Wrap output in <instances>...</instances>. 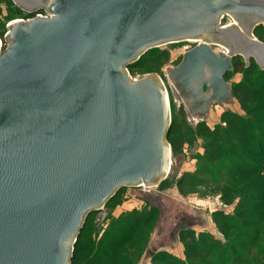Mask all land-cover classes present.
<instances>
[{
	"label": "water",
	"instance_id": "1",
	"mask_svg": "<svg viewBox=\"0 0 264 264\" xmlns=\"http://www.w3.org/2000/svg\"><path fill=\"white\" fill-rule=\"evenodd\" d=\"M13 2L47 14L9 21L0 50V264H72L92 211L169 170V94L151 73L133 78L129 64L159 43L203 39L169 78L188 116L204 119L233 98L225 74L235 55L264 67L253 32L264 0ZM226 13L234 23L222 24Z\"/></svg>",
	"mask_w": 264,
	"mask_h": 264
},
{
	"label": "trees",
	"instance_id": "2",
	"mask_svg": "<svg viewBox=\"0 0 264 264\" xmlns=\"http://www.w3.org/2000/svg\"><path fill=\"white\" fill-rule=\"evenodd\" d=\"M1 1L8 7L7 19L26 14L13 0ZM5 23L0 25L1 35L7 30ZM254 33L264 41V24L257 25ZM166 58V50L152 47L128 67L133 71L149 63L153 70H158ZM232 61L225 78L229 81L241 72L240 79L230 83L233 97L244 113L226 109L214 126L205 119L192 125L185 106L180 104L171 109L166 133L174 152L197 136L205 138V153L199 157V166L195 172H184L178 178L179 185H200L201 194L219 192L229 203L238 197L232 213L213 214L225 239L180 226L178 235L185 244L186 258L160 249L152 256L156 264H264V67L254 57L245 61L241 54ZM123 188L106 202L110 213L105 226L95 225L97 210L89 214L75 243L72 264L136 263L149 239L151 223L160 217V208L149 202L145 208L113 213L122 202Z\"/></svg>",
	"mask_w": 264,
	"mask_h": 264
},
{
	"label": "rangeland",
	"instance_id": "3",
	"mask_svg": "<svg viewBox=\"0 0 264 264\" xmlns=\"http://www.w3.org/2000/svg\"><path fill=\"white\" fill-rule=\"evenodd\" d=\"M7 8L8 7L6 3L0 0V25L4 21L7 25L9 21L13 20L7 19ZM19 17H22V15H19L17 18ZM233 21L235 22V18L230 13H226L225 17L222 19L223 23H231ZM0 38H2L4 41L3 35L0 34ZM202 40L203 39L188 38L174 42L170 41L159 43L152 47H158L160 49L166 50L168 52V58L162 62L158 70H153V68L149 66V63H147L148 65L146 64L145 66L133 71L128 67L127 71L133 78H140L150 73L153 74L156 81L161 83L167 89L169 94L170 108L172 109L173 106H179L180 104L184 105L180 99L176 98L172 91V81L169 78V68L177 65L182 60L184 52ZM210 43L217 53L220 51H227V48L224 44L214 42L212 40H210ZM243 58L245 59L244 56ZM124 69L126 70L125 66ZM241 75V72H236L229 79V82H232L233 80H239ZM226 109H231L238 113H244L240 103L233 97L227 102L214 104L204 119L210 126H214L216 123L221 121V115ZM171 117L172 111L170 114V118ZM188 118L189 123L192 125H195L199 120H201L198 117L188 116ZM165 139L171 147L169 170L167 175L162 173L158 174L156 180H154L155 185H153L154 188L151 191V194H153L154 198L149 196L147 192L140 189V186L128 184L123 188V195L121 199L122 202H120V204H118L117 207L113 209V213L118 214L122 211L132 210L135 208H145L148 206L149 202L156 204L160 208V217L157 221L154 219L151 223L149 227V239L147 240V243L143 245L140 256L135 264H156L153 262L152 256L154 252H158L160 249L167 251L170 255L185 259V244L180 240L178 235V228L180 226H190L194 228L196 233L202 231L208 233L211 232L215 238L224 240L225 235L223 238H218L212 232L210 216L213 218V214L218 211L232 213L235 202L238 199V197H236L234 198L233 202H228L230 205L225 210H216L210 214L208 210L204 208H196L186 203L188 196L192 194H199L200 196L207 194H221L219 192L201 194L202 188L200 185L194 186L190 185L189 183H184L182 185L178 184V178L182 176L184 172H195L199 166V157L203 156L205 153V138L202 136H197L194 140L185 142L182 148L177 152L173 151L171 143L167 140V138ZM164 175H166V177H164ZM105 208H107L110 213V209L106 206V204H102L96 210L98 212ZM105 220L101 223V225L103 224L102 226H105ZM69 245H72V241L69 242Z\"/></svg>",
	"mask_w": 264,
	"mask_h": 264
},
{
	"label": "built area",
	"instance_id": "4",
	"mask_svg": "<svg viewBox=\"0 0 264 264\" xmlns=\"http://www.w3.org/2000/svg\"><path fill=\"white\" fill-rule=\"evenodd\" d=\"M226 25V23H222ZM140 186L143 191L147 193H151L152 189L154 188L153 185H146L144 183H140ZM186 203L194 206V207H201L208 210L209 214L216 211V210H225L230 204L224 200L221 194H207V195H199V194H192L188 196ZM210 221L212 223L211 230L212 232L218 237L223 238V232L216 226L214 223L213 218L210 216ZM210 223V224H211Z\"/></svg>",
	"mask_w": 264,
	"mask_h": 264
},
{
	"label": "flooded vegetation",
	"instance_id": "5",
	"mask_svg": "<svg viewBox=\"0 0 264 264\" xmlns=\"http://www.w3.org/2000/svg\"><path fill=\"white\" fill-rule=\"evenodd\" d=\"M38 9V10H37ZM23 10V9H22ZM36 10V11H35ZM25 11V10H24ZM34 11L35 12H28V11H25V13L27 14H24V16H22V17H19V18H21V19H27V18H29V17H32V16H34V15H37V14H47V11H46V9L45 8H36V9H34ZM225 17V16H224ZM223 19V18H222ZM221 22H222V20H221ZM223 23V22H222ZM232 23H234V22H232ZM227 24H230V23H226V25ZM6 27H7V25H6ZM254 30H255V28H254ZM254 30H253V32H254ZM7 31H8V28H7V30L4 32V34H3V38H4V41L2 40V38H0L1 39V46H0V50H4L5 48H6V46H7V44H8V40H7V38L5 37V35L7 34ZM197 44V43H196ZM196 44H194L193 46H195ZM192 46V47H193ZM191 47V48H192ZM183 58V57H182Z\"/></svg>",
	"mask_w": 264,
	"mask_h": 264
}]
</instances>
